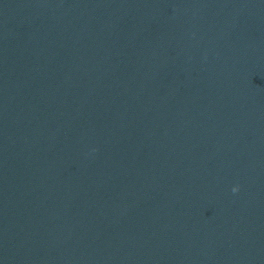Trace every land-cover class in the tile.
Returning a JSON list of instances; mask_svg holds the SVG:
<instances>
[{"label": "water", "instance_id": "95a60500", "mask_svg": "<svg viewBox=\"0 0 264 264\" xmlns=\"http://www.w3.org/2000/svg\"><path fill=\"white\" fill-rule=\"evenodd\" d=\"M0 264H264V0H0Z\"/></svg>", "mask_w": 264, "mask_h": 264}, {"label": "clouds", "instance_id": "9594fccd", "mask_svg": "<svg viewBox=\"0 0 264 264\" xmlns=\"http://www.w3.org/2000/svg\"><path fill=\"white\" fill-rule=\"evenodd\" d=\"M232 191L235 193V192H238L239 191V187L238 186H235L233 187Z\"/></svg>", "mask_w": 264, "mask_h": 264}]
</instances>
